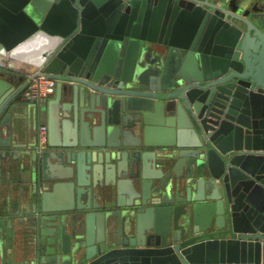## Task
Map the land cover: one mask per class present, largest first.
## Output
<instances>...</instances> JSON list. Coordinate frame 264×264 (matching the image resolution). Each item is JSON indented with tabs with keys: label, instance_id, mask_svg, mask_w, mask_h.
I'll use <instances>...</instances> for the list:
<instances>
[{
	"label": "water",
	"instance_id": "water-1",
	"mask_svg": "<svg viewBox=\"0 0 264 264\" xmlns=\"http://www.w3.org/2000/svg\"><path fill=\"white\" fill-rule=\"evenodd\" d=\"M10 182L0 264H264V0H0Z\"/></svg>",
	"mask_w": 264,
	"mask_h": 264
},
{
	"label": "built area",
	"instance_id": "built-area-1",
	"mask_svg": "<svg viewBox=\"0 0 264 264\" xmlns=\"http://www.w3.org/2000/svg\"><path fill=\"white\" fill-rule=\"evenodd\" d=\"M58 80L52 77L39 76L31 81L23 90L24 99L30 104H37L39 100L47 101L56 93ZM39 144L46 147L49 141V130L47 123L40 126Z\"/></svg>",
	"mask_w": 264,
	"mask_h": 264
},
{
	"label": "crops",
	"instance_id": "crops-1",
	"mask_svg": "<svg viewBox=\"0 0 264 264\" xmlns=\"http://www.w3.org/2000/svg\"><path fill=\"white\" fill-rule=\"evenodd\" d=\"M21 85H22V83L16 85V87L19 88V87H21ZM55 95H53L50 99L54 98ZM49 100H47L45 102L47 103ZM42 122L43 123H47V125H48V115H47L46 112L43 115ZM9 186H10V189L9 188L7 189V192L5 193V195L2 198L3 201H5V200L6 201L2 202L1 203L2 205L0 204V208H2V210H4V211L7 208L9 209V207L12 210V204H11L12 201H13V204H14V209L16 210L17 207H18V205L16 204L17 203V198H18V186H16L15 184H12L11 182H10ZM11 187H12V190H11ZM0 194H1V191H0Z\"/></svg>",
	"mask_w": 264,
	"mask_h": 264
}]
</instances>
